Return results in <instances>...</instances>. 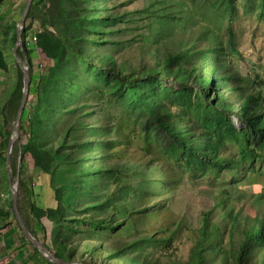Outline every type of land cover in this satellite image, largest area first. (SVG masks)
<instances>
[{"label":"rangeland","instance_id":"374dc122","mask_svg":"<svg viewBox=\"0 0 264 264\" xmlns=\"http://www.w3.org/2000/svg\"><path fill=\"white\" fill-rule=\"evenodd\" d=\"M27 2L0 0V46L9 66L6 72L0 70V109L9 88L21 79L16 71L14 45L5 40L3 30L7 23L20 21ZM81 4L103 6L106 8L103 16L111 14L118 18L113 26L108 23L104 26L105 31L111 32L106 33L107 42L103 46L94 45V62L98 60L97 55L104 52L114 55L118 64L129 68L140 60L139 45H158L165 52V48H183L185 44L205 42L215 48L217 61L225 58V63L243 77L254 81L258 75L264 80V0H41L33 6L34 9L31 6L27 18L38 14L45 20L41 27L53 32L60 40H68L71 34L69 21L78 13ZM89 51L87 46V56L91 54ZM188 55V65L193 66L192 56ZM94 62L90 68L80 60H72L66 68L75 69L73 80L68 77L63 83L58 72L54 77L56 80L49 81L41 75L50 69L47 58L40 49L35 51L32 64L35 75L42 79L38 87L37 77L30 84L26 107L35 102L39 113L48 107L50 142L61 143L68 129L70 132L66 138L71 148L58 146L50 151L53 162L45 174L34 167L30 153L18 156L16 171L22 165L21 178L31 191L27 196L19 189V206L23 215L29 214L32 202L42 208H56L59 202L63 204L66 208L63 220L55 224L47 218L42 219L45 235L41 228L30 226L36 229L40 238H45L46 246L52 250V232H64L62 240L66 246L71 250L79 249V252L73 251L74 262L91 260L82 256L88 241L114 249L119 242L149 235V240L141 243V256L148 255L149 264L186 263L199 241L202 215L213 205L211 192L229 180L227 172L219 174L216 170L203 172L192 169L187 160L174 157L167 148L169 143L165 134L157 130L144 113L131 110L107 82L94 76L97 72ZM202 63L198 56L197 66ZM24 64L27 65L26 62ZM55 83L64 86V94L58 97V106L54 104L52 90ZM16 108L9 105L7 113ZM171 111L180 117L190 114L188 109L177 104L172 105ZM231 118L234 126L241 129L235 116L229 118L225 114H222V124L214 122L204 127L218 131L216 143L222 147V154L238 158L242 146L232 138L234 131L227 126ZM14 123L5 128L4 134L9 138L13 134ZM83 133L84 139L91 141L85 146L80 145V134ZM25 142L26 137L20 132L19 143ZM247 163L244 161L243 172L248 171ZM101 164L102 173L88 175L93 165ZM147 164L159 167L162 173L158 176L153 168H147ZM255 165L260 163L257 161ZM235 179L234 183L239 184V177ZM256 183L264 187V173L259 174ZM9 191L6 168L2 167L0 208L5 211H9L11 201ZM93 204L95 206L91 207ZM243 210L252 217L256 214V210L247 203ZM218 216L215 208V220L219 219ZM91 218H102L110 225L103 228L84 222ZM60 224L75 225L77 230L65 232L63 226L58 227ZM15 226L11 215L0 216V264H44L46 260L42 252L34 254L20 240L19 233L14 231ZM57 240L60 251L63 248L61 237ZM137 252L135 248L133 255L137 256ZM119 255L117 253L116 257ZM116 257L113 255L112 264H118Z\"/></svg>","mask_w":264,"mask_h":264},{"label":"trees","instance_id":"16d2710c","mask_svg":"<svg viewBox=\"0 0 264 264\" xmlns=\"http://www.w3.org/2000/svg\"><path fill=\"white\" fill-rule=\"evenodd\" d=\"M40 1L33 0L32 7L37 6ZM105 11L106 8L103 6L81 4L78 13L76 12L69 21L71 34L68 40H60L53 32L41 27L45 20L38 14L28 17L22 27L23 53L19 50L18 54L22 62H27L29 65L31 84L34 77H37L36 86L38 87L39 81L42 79L38 74L35 75L32 64V57L36 49L42 51L50 65V69L41 73L49 81L56 80L54 77L58 75V72L63 83L67 81L68 77L73 80L76 77L75 69L68 70L66 68L72 60H80L81 63L87 64L91 68L95 58L94 45L103 46L107 42L106 33L111 32V30L105 31L104 26L107 23L113 26L118 20L111 14L109 17L103 16L102 13ZM17 24L18 22L7 23L3 30L5 40L10 41L13 45L17 39ZM33 26L36 29L41 28V32L36 34ZM34 35L37 36V40L30 44ZM87 46L91 53L89 56L85 53ZM137 48L140 60L135 66L129 68L124 64H118L114 55L100 52L97 55L98 60L93 65L97 69L94 76L107 82L114 93L123 97L122 99L131 110L144 113L147 119L153 122L156 129L165 134L169 143L167 148L174 157L187 160L192 169L203 172L210 169L222 174L226 171L229 179L220 183L218 188L211 192L213 205L202 215L201 227L198 229L199 241L192 248V256L187 258V262L180 263L264 264V187L261 188L260 184L256 183L259 174L264 173L262 171L264 168V80L258 75L254 81L243 77L225 63V58L217 61L215 48L205 42L200 45L195 42L189 45L185 44L183 48L180 46L169 47L165 48V52H162L161 46L158 45L146 46L142 44ZM188 54L192 56L193 66L188 65ZM198 56L203 60L199 67L197 66ZM8 67L0 46V70L6 72L9 70ZM16 71L21 79L9 88V93L4 99L5 103L0 109V169L6 168V178H8L6 156L10 138L4 134V131L9 124L16 120L23 91V72L17 62ZM216 71L217 76L215 75ZM236 82L238 84H235ZM52 90L54 104L58 106L60 105L57 103L58 97L64 94V86L55 83ZM11 104L17 108L8 114L7 110ZM34 104L35 102L24 109L21 121L20 132L26 137V142L21 145L16 144L13 149L12 168L16 176L18 174L16 159L20 154L30 153L34 160V167L45 174L48 173L53 162L50 151L58 146L71 148V144L66 138V134L70 132L68 129L64 132L61 143L50 142L47 131L50 109L45 107L39 113ZM176 104L188 109L190 114L180 117L177 112H172L171 107ZM222 114L229 118L232 115L235 116L241 124L242 128L238 129L234 126L231 118L227 125L234 131L232 138L239 141L242 146L238 158L222 154V147L216 143L218 131L204 127L214 122L222 124ZM223 125L226 124L223 122ZM209 133L213 134L209 135ZM81 135L80 145H88L91 141L84 139V133ZM246 160L248 161V171L243 172L241 169ZM257 161L260 165H255ZM147 168H153L154 173H158V176L162 173L159 167H151L147 164ZM102 172L103 164L93 165L88 175ZM246 173H248L247 177ZM19 176L21 193L29 196L31 191L21 178L23 176L22 165L19 168ZM236 177H239V181H237L239 184L234 183ZM245 177L246 181L244 182ZM9 194L11 197L10 191ZM245 203L256 210L253 217L243 210ZM94 206V204L91 205V207ZM215 208L218 209V220L214 218ZM19 210L31 234L45 245V238H40L36 233L38 228H41L42 231V219L47 218L50 222L57 224L56 222L63 220L66 214V208L60 202L56 208H42L32 202L29 214L27 213L26 216L23 215L20 206ZM10 215L15 221L14 231L19 233L20 240L31 248L34 254L38 255L40 250L31 244L13 214L12 201L9 203V211H5L3 207L0 208V216L9 217ZM84 222L103 228L110 225L102 218L98 220L91 218ZM30 224L36 229H31ZM61 226L63 224L58 227L61 228ZM63 227L65 232L77 230L75 225ZM52 234L54 250L46 247L57 258L74 262L75 253L73 251L79 252V249L71 250L66 246L62 240L64 232L53 231ZM59 237H61L63 247L60 251H58L57 245ZM149 238V235L143 238L138 236L117 243L114 249H106L101 244L88 241L82 250V256H87L91 260L86 262L85 259L80 262L84 264H112L113 255L116 257L119 253L120 255L115 259L118 260V264H149L148 255L141 256L142 240H149ZM135 248L138 249L137 256L133 255ZM122 253H126L124 257L121 256ZM44 259L46 260L44 264H56L46 257ZM151 260L154 259L151 258Z\"/></svg>","mask_w":264,"mask_h":264},{"label":"water","instance_id":"95a60500","mask_svg":"<svg viewBox=\"0 0 264 264\" xmlns=\"http://www.w3.org/2000/svg\"><path fill=\"white\" fill-rule=\"evenodd\" d=\"M33 0H28L26 8L23 12V15L20 19V21L17 24L16 28V43L14 45V56L16 58V62L19 65L20 69L23 72V91H22V99L21 104L17 113V117L15 120V123L13 125V134L9 139L8 143V150H7V156H6V165H7V175L10 182V192H11V201H12V210L13 214L22 230V232L25 234V236L28 238V240L31 242V244L40 250L42 254L51 262L56 264H84L82 262H67L64 260H61L54 256L52 252L46 247V245L39 240H37L29 231L27 228L22 215L19 210V189H20V176H19V169L17 174V180H15V174L12 168V153L14 146L16 142L19 143L20 140V126L21 121L23 117V112L27 104L28 96H29V90H30V84H31V73L29 65H25L22 60L19 58V50L23 53V40H22V27L23 24L26 22L27 16L30 12L31 6H32ZM20 144V143H19ZM21 145V144H20ZM20 168V167H19Z\"/></svg>","mask_w":264,"mask_h":264},{"label":"built area","instance_id":"2783aa9c","mask_svg":"<svg viewBox=\"0 0 264 264\" xmlns=\"http://www.w3.org/2000/svg\"><path fill=\"white\" fill-rule=\"evenodd\" d=\"M35 31H36V34L41 32V30H38V29H36V28H35ZM36 40H37V36L34 35V36L31 38V40H30V44L35 43Z\"/></svg>","mask_w":264,"mask_h":264},{"label":"crops","instance_id":"0c3cea01","mask_svg":"<svg viewBox=\"0 0 264 264\" xmlns=\"http://www.w3.org/2000/svg\"><path fill=\"white\" fill-rule=\"evenodd\" d=\"M34 55H35V54H33V57H32V59L34 58Z\"/></svg>","mask_w":264,"mask_h":264}]
</instances>
